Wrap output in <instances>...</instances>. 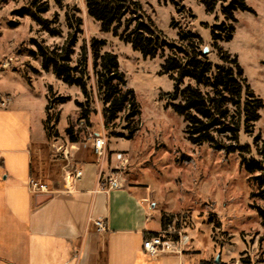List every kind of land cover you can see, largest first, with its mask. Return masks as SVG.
Returning a JSON list of instances; mask_svg holds the SVG:
<instances>
[{
    "label": "rangeland",
    "instance_id": "rangeland-1",
    "mask_svg": "<svg viewBox=\"0 0 264 264\" xmlns=\"http://www.w3.org/2000/svg\"><path fill=\"white\" fill-rule=\"evenodd\" d=\"M138 1L170 41L180 42V31L190 30L202 37L200 49L206 50L212 62H221L213 47L212 27L226 20L223 7L230 0H220L212 11L204 0H177V4L164 0ZM245 1L254 11H235L233 39L219 44L237 55L251 89L264 101V0ZM48 2L50 10L44 16L52 18L59 12L57 25L63 30L62 37L50 36L29 16L14 15L29 0H0V69L27 75L46 90L48 103L49 96L54 99L36 129L41 136L34 142L33 180L39 188L45 186V192L52 190L63 180L64 166L69 163L75 166L74 158L79 154L88 156L94 137L102 135L109 155L117 150L128 154L129 164L122 171L124 184L137 185L148 193L150 203L164 222L159 233L164 239L178 240L185 249L201 257L221 260L223 264H264V216L260 213V209L264 210V199L253 196L259 191L251 179L253 175L241 166L238 153L228 154L207 143L196 145L188 140L184 117L167 107V100L161 98L162 92L174 89L173 79L160 74L163 58H144L131 44L110 32H101L100 23L88 15L85 0H64V5L81 9L84 22L74 63L83 41L89 42L92 37L106 39L103 51L118 55L120 69L141 108L137 118H128V111H124L106 124L93 75L96 112L91 114L90 124H85L76 104V100L85 101L81 89L64 83L52 71L42 70L40 60L29 54L31 48H36L33 40L54 47L63 44L69 32L65 9L53 0ZM173 21L176 27L172 26ZM11 22L17 25L12 26ZM33 67L42 71L37 74ZM58 96L71 99L62 103L55 101ZM70 128L78 135V142L71 141ZM132 129L135 133L130 137ZM256 135H260L257 143ZM240 143L251 144L252 153L248 156L264 160L260 153L264 150V108L252 135L241 129Z\"/></svg>",
    "mask_w": 264,
    "mask_h": 264
},
{
    "label": "trees",
    "instance_id": "trees-1",
    "mask_svg": "<svg viewBox=\"0 0 264 264\" xmlns=\"http://www.w3.org/2000/svg\"><path fill=\"white\" fill-rule=\"evenodd\" d=\"M65 9L68 34L61 45L50 47L42 41L33 40L36 48L29 54L40 60L42 70L52 71L64 83L81 89L85 101L76 100L81 108V121L90 124L91 114L96 112L92 90V76L96 79L98 100L102 103V114L106 124L117 119L121 112L128 111V118L141 115V108L135 92L129 88L126 74L120 69L119 57L112 51H103L106 39L92 37L83 41L78 60L73 55L79 36L83 33L81 9L64 5V0H53ZM177 4V0H164ZM220 0H204L212 11ZM90 17L100 23L103 33H112L144 58H163L160 74H167L174 81V89L162 92L161 98L167 100V107L184 117L185 133L190 142L196 145L209 144L212 148L226 153H238L241 166L253 176L259 191L253 196L264 199V160L252 153L250 143H240V132L252 135L254 126L261 119L264 101L257 96L244 75V69L237 55H232L219 43L233 39L237 18L235 11H254L245 0H230L223 7L225 21L212 27L213 47L218 51L220 63L214 64L208 53L200 49L202 37L190 30L180 31V42L170 41L153 20L144 13L138 0H85ZM50 10L48 0H29L25 6L14 11L18 17L29 16L43 31L53 37H62L63 30L57 25L59 12L52 18L44 14ZM16 26L15 22H11ZM172 26L176 27L174 21ZM166 50L170 53L166 54ZM40 73L37 68H32ZM31 83L30 78L24 75ZM188 81V82H187ZM187 82V85H183ZM49 101L54 99L49 96ZM70 96H58L55 101L66 102ZM47 104V109L51 104ZM49 119V118H48ZM72 142H78V135L69 130ZM135 129L130 131V137ZM260 135L254 137V142ZM264 156V150L260 152ZM257 173V174H255ZM264 216V210L260 209Z\"/></svg>",
    "mask_w": 264,
    "mask_h": 264
},
{
    "label": "crops",
    "instance_id": "crops-1",
    "mask_svg": "<svg viewBox=\"0 0 264 264\" xmlns=\"http://www.w3.org/2000/svg\"><path fill=\"white\" fill-rule=\"evenodd\" d=\"M30 80L0 69V264H223L178 240L150 255L144 242L163 231L162 218L137 185L101 189L99 173L108 164L93 148L74 158L80 180L63 178L48 192L34 189V142L41 136L36 129L48 100ZM43 193L52 197L36 204Z\"/></svg>",
    "mask_w": 264,
    "mask_h": 264
},
{
    "label": "built area",
    "instance_id": "built-area-1",
    "mask_svg": "<svg viewBox=\"0 0 264 264\" xmlns=\"http://www.w3.org/2000/svg\"><path fill=\"white\" fill-rule=\"evenodd\" d=\"M92 147L96 152L97 156L101 161H106L108 164V170H101L99 173V182L102 190H112L123 188L124 178L122 171L129 164V157L125 151L117 150L112 151L109 155L105 137L102 135H97L94 137L92 142ZM64 154L67 156L68 152L64 151ZM63 178L67 183L68 180L72 182L80 180L82 176V171L79 168H74L69 164L64 166ZM31 185L34 189L45 192L46 187L42 186L39 188L38 183L35 180H31ZM100 230H105V224L103 221L96 222ZM170 240L164 239L162 235L153 236L144 242V249L152 256L157 255L159 252L168 249L170 247Z\"/></svg>",
    "mask_w": 264,
    "mask_h": 264
},
{
    "label": "water",
    "instance_id": "water-1",
    "mask_svg": "<svg viewBox=\"0 0 264 264\" xmlns=\"http://www.w3.org/2000/svg\"><path fill=\"white\" fill-rule=\"evenodd\" d=\"M206 51V50H205ZM52 197V194L51 193H43V194H39L37 197H36V204H41L45 201H47L48 199H50Z\"/></svg>",
    "mask_w": 264,
    "mask_h": 264
}]
</instances>
